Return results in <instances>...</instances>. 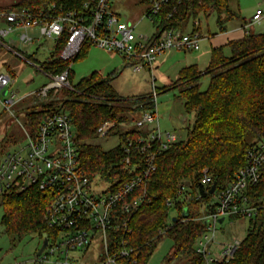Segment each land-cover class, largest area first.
Instances as JSON below:
<instances>
[{
	"label": "built area",
	"instance_id": "obj_1",
	"mask_svg": "<svg viewBox=\"0 0 264 264\" xmlns=\"http://www.w3.org/2000/svg\"><path fill=\"white\" fill-rule=\"evenodd\" d=\"M114 1L86 0L80 10L65 9L55 4L36 12L26 7L0 10V19L4 22L0 26V46L16 53L48 78V83L35 91L38 98H47L50 91L72 88L68 73L85 44L120 55L135 72L145 69L152 84L149 98L153 107L140 111L141 116L133 121V130L137 135L121 143V170L133 174L114 190L105 181L102 190L95 189V179H90L81 166L74 125L69 113L64 110L46 115L34 132L25 131L23 144L11 147L0 156V195L10 191L20 192L28 187L36 188L47 202L44 213L46 224L57 231L54 238L46 234L47 245L41 253H35L32 264H43L51 257H55V262L59 264H80L72 258V253L85 251L95 239L99 242L96 264H138V253L125 239L130 233L129 218L140 206L152 201L141 188L146 186L154 173L158 155L177 141L170 132L160 130L156 112L158 92L153 85L152 72L158 57L164 52L196 51L202 37L198 31L184 32L173 26L157 29L154 17L167 6L170 7L167 18L171 17L177 13L183 0H142L146 8L136 20L123 19L113 9ZM262 17L264 11L256 9L243 26L245 32L250 25L259 23ZM143 19L152 28L148 32L137 30ZM197 24V21L193 22L194 26ZM14 31H17L18 44L29 46L38 43L40 38L51 39L54 43L66 33L65 44L58 55L67 63L66 68L58 73L50 72L42 63H34L15 52V40L9 38L8 42L4 41ZM33 32L38 34V38L29 34ZM12 82V73L0 69V90ZM8 97L1 101L6 108L15 102L13 93ZM112 127V123H106L99 134L107 136ZM262 174L264 136L245 150L243 165L222 189L217 190L215 186L214 192L209 193L214 180L206 169L198 178L201 192L198 188L194 192L188 180L181 181L173 199L182 209H186L191 199L205 197L199 216L180 220H194L203 224L202 233L193 243L194 252L201 257L202 264H223L233 258L241 240L220 241L216 237L217 226L226 219L254 217L259 207H264V202L262 205H251L246 193L247 188L257 183ZM136 190L138 192L133 195ZM171 200L166 201L168 207ZM119 204V213L127 214L121 219L123 232L120 238L115 234L117 227L114 225L119 219Z\"/></svg>",
	"mask_w": 264,
	"mask_h": 264
},
{
	"label": "trees",
	"instance_id": "obj_2",
	"mask_svg": "<svg viewBox=\"0 0 264 264\" xmlns=\"http://www.w3.org/2000/svg\"><path fill=\"white\" fill-rule=\"evenodd\" d=\"M85 1L22 0L5 10L26 7L36 12L50 4L80 10ZM168 12L170 7L167 6L154 17L158 30L169 26L181 28L189 14L214 12L219 32H222L223 24L234 17L228 0H183L176 14L167 18ZM65 41L66 33L54 41L48 61L42 63L47 71L58 73L66 68L67 63L58 58ZM90 46L85 44L74 61L83 58ZM225 47L228 55L224 53ZM205 73H209L210 78L204 91L199 90L198 79L202 72L195 64L180 68L171 85L183 87L178 97L183 100L184 112L192 114L193 119L187 128L186 139L176 141L156 158V169L146 186L141 188L152 201L140 206L129 218L130 233L125 239L138 253V264L148 263L163 235H168L173 242L165 261L181 256L185 264H202L201 257L194 252L193 243L204 226L198 221L180 220L199 216L205 197L191 199L186 204V216H183L182 207L176 204V215L171 218L166 201L175 197L182 180H188L194 192L196 188L201 192L198 178L205 169L213 176L216 189H222L243 165L245 150L264 136V33L247 32L240 39L228 41L225 46L211 47ZM71 77L72 70L68 73L70 83ZM111 80L109 76L101 77L92 72L71 89H65L62 99L36 103L35 109L26 111L25 116L30 131L34 132L46 115L58 110L67 111L74 125L82 168L90 179L100 178L110 183L114 190L133 174L121 170V143L136 136L137 132L117 130L121 143L107 151L91 140L106 123L113 124L112 130L118 129L122 122L129 121L126 116L129 112L150 109L153 104L149 99L136 106L125 105L112 87ZM247 134L251 135L252 142L247 141ZM6 142L12 143L13 140ZM4 151L0 142V156ZM137 192L134 191L133 195ZM246 193L251 205H262L264 174L247 188ZM46 204V199L34 187L0 195L3 207L0 223L6 235L15 240L31 235L41 237L43 234L54 238L57 231L47 226L44 217ZM120 205L117 207L119 219L114 224L119 238L123 232L121 219L127 216L119 213ZM248 224V231L233 258L223 264H264V207H259L254 217L248 219Z\"/></svg>",
	"mask_w": 264,
	"mask_h": 264
},
{
	"label": "rangeland",
	"instance_id": "obj_3",
	"mask_svg": "<svg viewBox=\"0 0 264 264\" xmlns=\"http://www.w3.org/2000/svg\"><path fill=\"white\" fill-rule=\"evenodd\" d=\"M20 2L22 0H0V10L9 9ZM228 5L234 17L223 24L226 30L239 29L257 8L264 11V0H228ZM112 7L113 9L117 7L116 9H118L123 19L136 20V18L142 16L146 5L142 0H115ZM216 18L217 16L214 12L207 15L201 12L195 16L192 14L187 15L181 23L180 29L184 32L199 31L204 36V39L200 41L199 49L190 52L168 50L158 57L157 66L152 72L154 77L153 85L158 92L156 112L159 118L160 130L162 132H170L177 141L186 139L187 128L193 119V115L184 112L183 100L178 97L183 87H172L171 85L176 80L180 68L196 64L202 72L201 77L198 79L199 90H206L210 74L205 73V70L209 62V50L211 44H213L212 40L209 41L208 34H210L212 39L220 36ZM194 21L198 22L196 26L193 25ZM151 29L149 22L144 19L137 26V30L142 32H148ZM246 30L249 33H264V17L259 23L250 25ZM29 34L34 38H38V34L35 32ZM52 46L53 41L51 39L40 38L36 44L31 46L20 44L19 47H13V50L31 59L34 63L40 64L48 61ZM224 52L226 55L229 54L226 48H224ZM0 59L10 66L13 76V82L5 89L0 90V142H2L3 148L7 151L11 147L13 148L15 145L25 142V131L30 130L25 112L35 109L36 103L45 104L62 99L65 89L51 91L47 98H38L35 95V91L42 85L47 84L48 78L35 66H31L16 53L7 49L0 52ZM71 70V87L83 77L88 76L92 72H97L101 77L109 76L112 78L111 85L125 105L136 106L150 99L152 84L147 71L143 69L140 72H135L132 66L126 64L123 58L116 53H110L91 45L83 58L73 62ZM3 92H6V94H3ZM11 93L15 96V102L6 108L1 104V101L9 98L8 96ZM126 116L129 118L128 122H122L118 129H113L105 137L98 134L91 140V143L99 145L104 151L118 146L121 141L117 130L121 132L133 130V121L141 116V112L134 110ZM9 139H12L13 142H6ZM246 139L249 142L253 141L250 134H247ZM104 186L103 180L100 181V178L95 179V189L102 190ZM175 205L176 201L172 199L169 207L170 218L174 215ZM2 214L3 207L0 205V219ZM248 228L247 218L226 219L217 226L216 237L220 241L226 242L234 238L242 240ZM42 242V237L35 235L15 240L6 235L0 223V264H32L31 261L34 259L35 253L41 248ZM172 244L171 238L168 235H163L159 239L147 264H185V260L181 256H176L169 262L165 261ZM98 251L99 242L95 239L85 251L78 250L73 252L72 258L80 264H96ZM43 264L59 263L55 262V257H51L49 261Z\"/></svg>",
	"mask_w": 264,
	"mask_h": 264
},
{
	"label": "crops",
	"instance_id": "obj_4",
	"mask_svg": "<svg viewBox=\"0 0 264 264\" xmlns=\"http://www.w3.org/2000/svg\"><path fill=\"white\" fill-rule=\"evenodd\" d=\"M117 8V7H116ZM114 9L119 15L120 13L118 12V9ZM260 9V8H257ZM121 16V15H120ZM122 17V16H121ZM4 24L3 20L0 19V26H2ZM245 24V21L243 22V26ZM243 26H241L239 29L236 30H226V28L224 27L222 32H219L220 36H216L215 38H211L210 34H208V39H210L209 41H213V44H211V47H219V46H225V44L230 41V40H235V39H240L242 38L246 32L243 29ZM199 32V31H198ZM200 33V32H199ZM202 40L204 39V36L200 33ZM12 38L13 40H15V44L17 45V47H19L20 44H18V42L16 41L17 38V31H14L13 33H11L9 35L8 38L4 39V41L8 42V39ZM3 48V49H2ZM227 49V47H225ZM2 50H6V48L4 47H0V52H2ZM104 50V49H103ZM228 50V49H227ZM106 51V50H105ZM229 52V51H228ZM225 53V52H224ZM226 54V53H225ZM157 63V62H156ZM155 63L154 68H156L157 64ZM192 65V64H191ZM196 65V64H195ZM8 68V69H7ZM0 69L1 70H8L12 73L10 66L4 62L3 60L0 59ZM179 71V70H178Z\"/></svg>",
	"mask_w": 264,
	"mask_h": 264
},
{
	"label": "water",
	"instance_id": "obj_5",
	"mask_svg": "<svg viewBox=\"0 0 264 264\" xmlns=\"http://www.w3.org/2000/svg\"><path fill=\"white\" fill-rule=\"evenodd\" d=\"M3 94H5V92H3ZM215 186H216V182L213 181L211 186H210V189H209V193H213L214 190H215ZM183 216H186V209H183ZM172 221H175V218H172ZM222 220L220 219L219 222H221ZM42 239H43V242H42V245H41V248L38 250L37 254L41 253V251L46 247L47 245V237H46V234H43L42 236Z\"/></svg>",
	"mask_w": 264,
	"mask_h": 264
}]
</instances>
